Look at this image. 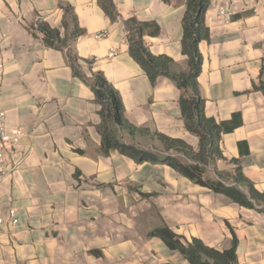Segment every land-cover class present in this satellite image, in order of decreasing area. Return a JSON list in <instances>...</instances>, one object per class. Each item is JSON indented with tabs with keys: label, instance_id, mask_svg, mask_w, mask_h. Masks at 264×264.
I'll list each match as a JSON object with an SVG mask.
<instances>
[{
	"label": "crops",
	"instance_id": "0c3cea01",
	"mask_svg": "<svg viewBox=\"0 0 264 264\" xmlns=\"http://www.w3.org/2000/svg\"><path fill=\"white\" fill-rule=\"evenodd\" d=\"M113 3L116 21L98 0H0V113L9 128L23 131L7 153L11 171L0 182V264H190L150 236L163 225L184 241L197 238L218 251L231 248L236 237L239 264H264V213L167 165L103 152L94 92L75 76L67 49L45 45L37 24L70 42L75 66L87 79L103 73L119 92L131 124L199 148L182 116V91L166 77L151 83L129 53L124 26L130 18L157 23L160 34L145 36V45L188 71L182 53L187 0ZM221 6L232 11L231 21L219 16ZM65 7L83 35L73 37L75 23ZM205 22L210 38L199 44V92L206 116L228 129L220 142L225 159L207 176L217 178L215 170L234 174L240 165L264 194V0H210ZM101 33L106 35L98 37ZM120 138L157 150L140 135L120 132ZM10 209L18 218L14 225Z\"/></svg>",
	"mask_w": 264,
	"mask_h": 264
},
{
	"label": "trees",
	"instance_id": "16d2710c",
	"mask_svg": "<svg viewBox=\"0 0 264 264\" xmlns=\"http://www.w3.org/2000/svg\"><path fill=\"white\" fill-rule=\"evenodd\" d=\"M105 14L112 20L119 18L113 0H98ZM210 0H187L183 19L182 53L187 56L188 71L177 69L173 59L165 55H153L145 45V36H158L161 28L155 22L141 23L136 18L124 22L127 32V42L131 57L141 66L149 80L154 85L159 77L172 80L182 91L180 108L186 129L199 139V148L195 150L180 139L170 138L159 132H152L146 128H137L125 116L122 98L115 87L105 78L103 73L93 74L87 79L75 66L78 58L72 51L70 42L61 38L58 30L47 24H37V30L44 34L47 47L65 51L75 76L87 83L95 95V101L100 106L101 124L99 131L102 136L103 152L108 154L117 150L135 162L164 164L193 183L206 187L216 194H221L233 203L248 209L264 213V194L257 191L254 185L244 176L240 165L234 174L222 173L215 170L217 178L208 177L209 169L217 160H224L220 148L222 136L228 132L224 124H218L213 118L205 114V102L199 92V76L203 63L199 52V44L209 41L210 32L205 22V16ZM72 13L70 8H64ZM75 23L74 38L84 34L77 25V19L71 14ZM32 30L35 28L32 26ZM120 132L130 136L140 135L158 141L162 150H148L134 144H126L120 138ZM176 155H182L190 163H183ZM235 163L238 164L237 161ZM151 237L162 239L172 250L189 261L190 264H239L237 258V238L234 237L231 248L218 251L205 245L201 240L194 238L184 241L168 226L163 225L154 229Z\"/></svg>",
	"mask_w": 264,
	"mask_h": 264
},
{
	"label": "built area",
	"instance_id": "2783aa9c",
	"mask_svg": "<svg viewBox=\"0 0 264 264\" xmlns=\"http://www.w3.org/2000/svg\"><path fill=\"white\" fill-rule=\"evenodd\" d=\"M218 14L225 21H231L233 18L232 11L227 7H219ZM106 33L98 34V37H104ZM4 65L0 63V75L3 74ZM23 136V131L18 128H9L6 123L3 114L0 113V182L4 177L9 174L11 169L7 165V153L15 149L18 145L21 137ZM10 169V170H9ZM10 223L12 225L18 222V218L15 210L10 209L7 213ZM4 223V217L2 212V207L0 204V225Z\"/></svg>",
	"mask_w": 264,
	"mask_h": 264
},
{
	"label": "rangeland",
	"instance_id": "374dc122",
	"mask_svg": "<svg viewBox=\"0 0 264 264\" xmlns=\"http://www.w3.org/2000/svg\"><path fill=\"white\" fill-rule=\"evenodd\" d=\"M145 141L148 142L149 144H151L153 146L154 149H159L157 146L159 144L158 141L155 140H151L149 137H144Z\"/></svg>",
	"mask_w": 264,
	"mask_h": 264
}]
</instances>
